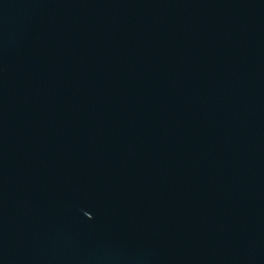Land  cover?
<instances>
[{
	"label": "water",
	"instance_id": "95a60500",
	"mask_svg": "<svg viewBox=\"0 0 264 264\" xmlns=\"http://www.w3.org/2000/svg\"><path fill=\"white\" fill-rule=\"evenodd\" d=\"M0 264H264V0H0Z\"/></svg>",
	"mask_w": 264,
	"mask_h": 264
}]
</instances>
